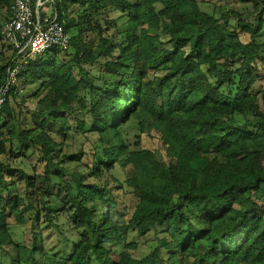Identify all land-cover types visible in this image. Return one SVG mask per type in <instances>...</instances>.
I'll return each instance as SVG.
<instances>
[{
	"label": "trees",
	"instance_id": "trees-1",
	"mask_svg": "<svg viewBox=\"0 0 264 264\" xmlns=\"http://www.w3.org/2000/svg\"><path fill=\"white\" fill-rule=\"evenodd\" d=\"M50 6L68 44L28 63L0 107L4 264H264V0ZM153 132L167 159L143 145Z\"/></svg>",
	"mask_w": 264,
	"mask_h": 264
},
{
	"label": "built area",
	"instance_id": "built-area-1",
	"mask_svg": "<svg viewBox=\"0 0 264 264\" xmlns=\"http://www.w3.org/2000/svg\"><path fill=\"white\" fill-rule=\"evenodd\" d=\"M45 0H11L9 18L1 33L15 54L0 86V107L9 88L15 86L25 66L36 61L51 46L66 47L69 34L56 13L42 10ZM41 11V12H40Z\"/></svg>",
	"mask_w": 264,
	"mask_h": 264
},
{
	"label": "rangeland",
	"instance_id": "rangeland-1",
	"mask_svg": "<svg viewBox=\"0 0 264 264\" xmlns=\"http://www.w3.org/2000/svg\"><path fill=\"white\" fill-rule=\"evenodd\" d=\"M52 11L51 6L50 8H48L46 10V12L50 13ZM7 41L6 39H4L3 37L0 38V64L4 63V61L6 60V58H8L12 52V49L10 47L7 46ZM258 85V86H257ZM256 87H262L264 88V78L260 79L257 82ZM35 87L32 84H28L26 85L25 90H32ZM134 130L131 129L129 134L130 137L132 138ZM152 137H148L146 135H144L142 138V143L145 146H148L152 149H157L159 151V155L162 156L163 158L167 159L164 156V148L161 145V141L158 137V134L156 133H152ZM69 144L66 147L67 151H78L81 147V143H82V136L80 133H73L70 135L69 137ZM35 158H32V161L34 162ZM13 163V161H12ZM31 165L32 163L28 164V163H24V165L22 164L21 166L25 167L27 169V171H31ZM116 199L118 202V209L123 208L125 210V215L124 218L128 219V217H130V214L132 212L134 203H133V199L132 197H128V195H122V193H117L116 194ZM12 235L15 239V241L21 243V242H29L30 241V231H29V223H18L12 226ZM55 240V239H54ZM4 255L1 254L0 252V264H4Z\"/></svg>",
	"mask_w": 264,
	"mask_h": 264
}]
</instances>
